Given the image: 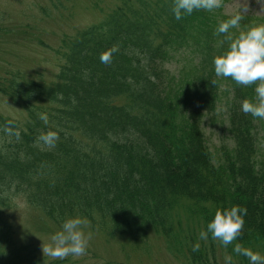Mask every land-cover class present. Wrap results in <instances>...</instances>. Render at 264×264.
<instances>
[{"label": "trees", "instance_id": "obj_1", "mask_svg": "<svg viewBox=\"0 0 264 264\" xmlns=\"http://www.w3.org/2000/svg\"><path fill=\"white\" fill-rule=\"evenodd\" d=\"M173 6L174 0H122L104 20L65 38L51 84L18 74L0 77V94L26 113L24 121L0 115V264L68 262L15 244L4 212L18 200L58 225L75 217L99 224L137 249L155 231L187 264H220V249L232 264H250L234 252L235 243L264 252L260 118L241 109L244 99H254L256 85L227 78L232 144L216 161L205 127L214 124L223 89L209 63L228 48L217 29L229 19L213 9L177 20ZM194 41L199 65L188 75L183 67L172 72L167 63ZM113 45L119 50L111 63H101V53ZM49 131L57 137L40 139ZM232 206L246 214L240 237L227 248L211 234L207 243L196 241L178 222L185 215L206 231L218 208Z\"/></svg>", "mask_w": 264, "mask_h": 264}, {"label": "rangeland", "instance_id": "obj_2", "mask_svg": "<svg viewBox=\"0 0 264 264\" xmlns=\"http://www.w3.org/2000/svg\"><path fill=\"white\" fill-rule=\"evenodd\" d=\"M121 2L122 0H0V77L18 74L51 84L60 70V52L65 38L73 37L79 31L102 21ZM214 10L223 19L241 16L239 27L235 28L237 32L247 31L250 26L259 25V20H264V0H222L221 6ZM236 31L233 30V34ZM219 44L217 42L215 45L217 52ZM213 60L209 63L212 69ZM193 64L192 57L184 55L173 60L168 67L172 72L183 67V72L188 75ZM220 79L222 101L214 124L205 127L207 142L216 161L221 157L222 147L232 144L226 102L232 98L233 93L227 78ZM0 115L19 121H24L26 117L19 105L2 94ZM258 135L259 158L262 161L264 119L258 122ZM4 216L11 227L15 244L34 246L40 257H44L42 243H49L50 237L62 227L21 200L16 201L13 208L6 210ZM178 222L184 231L192 229L196 241L207 243V240L199 239V233L204 229L201 222L185 215H181ZM175 225L178 227L177 222ZM99 228V224L96 228L88 222V226L83 229L86 236L91 235L86 255L69 256L64 259L68 260L66 264H187L184 254L171 253L165 238L155 231H150L148 238L137 249L129 238L119 234L112 236L107 228ZM257 252L264 256L260 249ZM226 255L223 250L218 251L220 264H225ZM44 258L52 260L47 256Z\"/></svg>", "mask_w": 264, "mask_h": 264}, {"label": "clouds", "instance_id": "obj_3", "mask_svg": "<svg viewBox=\"0 0 264 264\" xmlns=\"http://www.w3.org/2000/svg\"><path fill=\"white\" fill-rule=\"evenodd\" d=\"M222 0H174L172 11L177 20L181 19L182 13L192 14L194 10L212 11L219 8ZM241 16L221 21L217 34H224L228 42V48L220 55L214 57V71L217 77L231 78L238 85L255 87L254 99H244L241 109L244 114H250L253 118L264 119V24L250 26L247 31H241L237 36L229 33L230 28H238ZM118 46L104 51L100 55V61L110 64L113 53L117 52ZM216 83L215 80L212 81ZM47 123V116L41 114L39 117ZM57 137L55 132L42 133L40 139L47 141ZM243 214L246 209L240 206L231 208H218L214 218L207 224V230H201L199 239L207 240L209 234L213 240H218L227 248L236 241L244 226ZM88 226V221L80 217L66 219L60 231L50 237V242L42 243L44 257L52 260H64L65 258L81 257L86 255L88 242L91 235H85L83 229ZM199 243L195 244L193 251L199 250ZM234 252L246 257L250 264H264V256L246 248L240 243H235ZM232 257L225 256V264H231Z\"/></svg>", "mask_w": 264, "mask_h": 264}]
</instances>
